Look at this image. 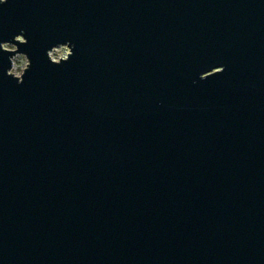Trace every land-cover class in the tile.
Segmentation results:
<instances>
[{
	"label": "water",
	"instance_id": "1",
	"mask_svg": "<svg viewBox=\"0 0 264 264\" xmlns=\"http://www.w3.org/2000/svg\"><path fill=\"white\" fill-rule=\"evenodd\" d=\"M0 264H264V0H0Z\"/></svg>",
	"mask_w": 264,
	"mask_h": 264
},
{
	"label": "rangeland",
	"instance_id": "2",
	"mask_svg": "<svg viewBox=\"0 0 264 264\" xmlns=\"http://www.w3.org/2000/svg\"><path fill=\"white\" fill-rule=\"evenodd\" d=\"M69 51L70 50L67 46H59L55 48L53 51H51V56L52 58L59 60L62 57H66ZM27 65H28L27 57L23 54H19L14 58V67L12 69V72L20 76L24 72Z\"/></svg>",
	"mask_w": 264,
	"mask_h": 264
},
{
	"label": "built area",
	"instance_id": "3",
	"mask_svg": "<svg viewBox=\"0 0 264 264\" xmlns=\"http://www.w3.org/2000/svg\"><path fill=\"white\" fill-rule=\"evenodd\" d=\"M7 47H10L9 45H7Z\"/></svg>",
	"mask_w": 264,
	"mask_h": 264
}]
</instances>
